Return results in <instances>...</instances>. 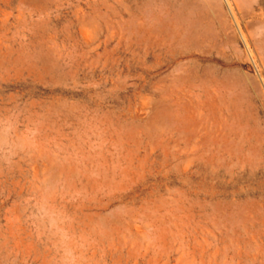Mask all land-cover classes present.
Here are the masks:
<instances>
[{"label": "rangeland", "instance_id": "1", "mask_svg": "<svg viewBox=\"0 0 264 264\" xmlns=\"http://www.w3.org/2000/svg\"><path fill=\"white\" fill-rule=\"evenodd\" d=\"M0 264H264V0H0Z\"/></svg>", "mask_w": 264, "mask_h": 264}, {"label": "bare ground", "instance_id": "2", "mask_svg": "<svg viewBox=\"0 0 264 264\" xmlns=\"http://www.w3.org/2000/svg\"><path fill=\"white\" fill-rule=\"evenodd\" d=\"M221 52V51H220Z\"/></svg>", "mask_w": 264, "mask_h": 264}]
</instances>
